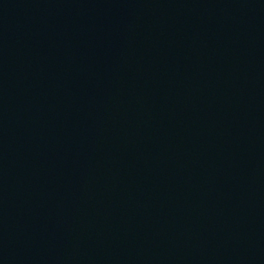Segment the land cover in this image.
Returning <instances> with one entry per match:
<instances>
[{"label":"water","instance_id":"95a60500","mask_svg":"<svg viewBox=\"0 0 264 264\" xmlns=\"http://www.w3.org/2000/svg\"><path fill=\"white\" fill-rule=\"evenodd\" d=\"M0 264H264V0H0Z\"/></svg>","mask_w":264,"mask_h":264}]
</instances>
